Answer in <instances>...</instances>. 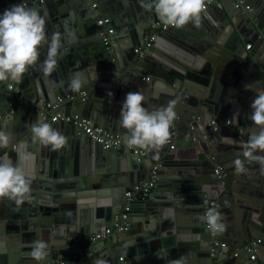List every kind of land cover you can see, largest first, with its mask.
<instances>
[{
	"label": "water",
	"instance_id": "95a60500",
	"mask_svg": "<svg viewBox=\"0 0 264 264\" xmlns=\"http://www.w3.org/2000/svg\"><path fill=\"white\" fill-rule=\"evenodd\" d=\"M245 1L252 7L248 14L234 8L233 0H212L199 27L189 23L163 30L138 57L134 48L149 24L160 20L140 0H0V14L19 3L39 8L46 16L49 41L59 33L61 42L50 75L41 70L45 43L37 64L15 82L24 103L6 89L8 82H0V129L12 136L0 155L6 153L31 181L30 198L23 203L0 198V264H37L30 255L35 239L49 245L43 264L61 259L94 264L100 258L108 264H171L180 257L183 264H264V241L255 261L245 252L233 256L264 232L261 165L245 161L246 171L237 174L233 164L237 157L244 160L240 145L254 130L248 117L256 93L248 85L258 82L264 89V0ZM99 13L109 16L113 28L109 47L96 24ZM247 40L250 49H245ZM227 51L230 61L220 64V54ZM74 76L82 84L78 92L68 87ZM135 91L144 94L143 106L152 109L174 101L176 112L167 144L145 149L141 161L127 146L105 149L71 122H48L30 108L33 100L62 97L68 112L125 137L119 112L126 94ZM38 116L67 137L62 149L52 151L32 139L30 125ZM212 119L218 122L216 129L207 125ZM182 146H188L187 152ZM89 161L95 164V177L87 175ZM155 162L159 169L154 188H164L163 193L137 196L128 228L92 242L93 233L114 225L124 192L144 180ZM215 165L224 168L222 177L214 173ZM213 198L226 225L217 235L200 218ZM164 209L172 210L168 218L162 215ZM217 237L226 246L215 260L210 250Z\"/></svg>",
	"mask_w": 264,
	"mask_h": 264
},
{
	"label": "clouds",
	"instance_id": "9594fccd",
	"mask_svg": "<svg viewBox=\"0 0 264 264\" xmlns=\"http://www.w3.org/2000/svg\"><path fill=\"white\" fill-rule=\"evenodd\" d=\"M141 7L155 15L165 24L176 28L192 23L199 27L202 14L206 9V0H140ZM47 43V56L41 70L45 76L50 75L57 66V56L61 48L60 34L54 33L49 41L46 34V16L36 7H25L23 3L14 4L0 14V82L22 81L24 74L35 66L40 57L39 49ZM68 87L78 92L81 81L74 76ZM255 91L251 102L249 119L254 126L247 142L242 143L241 154L244 160L237 157L234 167L237 174L245 172V161H258L264 172V89L256 85H248ZM145 97L141 91L128 92L119 112L120 126L126 130L125 143L128 147L146 150H158L167 144L170 126L176 116L175 102L169 101L159 107L149 109L144 105ZM32 139L39 144L50 147L52 151L62 149L67 144V137L45 122L41 117L30 125ZM12 136L0 129V149L6 148ZM31 181L22 170L5 153L0 155V198H8L18 204L30 198ZM171 209H164L162 215L168 218ZM209 230L223 233L226 225L223 214L209 208L201 215ZM49 245L42 239L31 242L30 255L37 264L49 256ZM180 257L171 264H183ZM94 264H108L100 258Z\"/></svg>",
	"mask_w": 264,
	"mask_h": 264
},
{
	"label": "built area",
	"instance_id": "2783aa9c",
	"mask_svg": "<svg viewBox=\"0 0 264 264\" xmlns=\"http://www.w3.org/2000/svg\"><path fill=\"white\" fill-rule=\"evenodd\" d=\"M212 0H206V6ZM98 3L93 2L92 7L97 8ZM234 8L241 9L244 13H249L252 10V7L249 3L245 0H233ZM109 16L99 13L97 16L96 24L101 26V30H99L100 35L102 36L103 44L109 47L110 44V34L113 33V28L108 26L109 23ZM170 27L161 20H156L149 24L147 29L144 32L142 40L137 44L134 48V53L138 57L144 56L147 50L152 46L153 40L155 36L163 30H166ZM264 30V27L262 28ZM251 44L247 43L246 48H250ZM143 80L149 79V76H143ZM6 89L12 91L22 103L23 100V93L21 92L20 88L13 83L6 84ZM67 99H72V96H66ZM64 98L57 97L55 101H44L42 103L32 102L30 108L37 111L39 114L45 116L48 122H55V121H65L71 122L72 124L78 126L81 131L87 134L93 141L102 145L103 148L108 149L113 146H127L125 143V137L119 132H112L95 124L90 118L80 115L77 112L70 111L68 113L64 112ZM225 124L229 125V120L225 122ZM207 125L216 129L218 126V122L215 119L210 120ZM190 128L193 129L192 124H190ZM173 144H170V147L173 148ZM129 148V147H128ZM130 149V148H129ZM131 152L137 156V160L141 161L145 154L146 150L139 149V148H131ZM158 169L159 163H153L146 175V178L133 186H130L124 192V202L122 207L119 211L115 214L114 219L115 223L113 226H108L102 230H98L90 236V240L92 242L107 240L110 238L111 234L114 232H122L126 230L130 224L129 222V214L131 210L132 203L136 199L137 196H145L150 193L151 189L155 186L158 180ZM214 173L218 177H222L224 175V168L221 165H215ZM219 203L217 199H209L207 204L204 206L203 213H205L209 208L218 209ZM203 226L209 230L206 223H203ZM211 235H217L216 232L210 231ZM264 241V234L254 238L247 242L243 247L236 249L233 253V256H239L242 253H249V258L254 260L256 258V252L258 249V245ZM226 246V242L221 240L219 237L215 239L213 242V246L210 250V256L216 260L218 254L221 253V248ZM123 260L122 257H120ZM57 264H69L66 260H59ZM216 264H220L216 260Z\"/></svg>",
	"mask_w": 264,
	"mask_h": 264
},
{
	"label": "crops",
	"instance_id": "0c3cea01",
	"mask_svg": "<svg viewBox=\"0 0 264 264\" xmlns=\"http://www.w3.org/2000/svg\"><path fill=\"white\" fill-rule=\"evenodd\" d=\"M248 3V2H247ZM250 3V2H249ZM227 40L229 41V38H227ZM247 43H251V40H247V42L244 44L245 45V49H247L246 48V44ZM251 48V47H250ZM249 48V49H250ZM148 51V50H147ZM217 54H218V52H217ZM221 55V59H220V64H223V65H226L227 64V62H229L230 60H229V52L227 51V52H225V54H220ZM8 83H13V84H16L15 82H8ZM182 89H184L183 87H182ZM25 102V100L23 101V103ZM63 111L64 112H66V113H68V111L66 110V109H63ZM171 143L174 145L173 146V149L172 150H177V146L175 145V143H174V141H171ZM188 146H182V147H179V149H181L182 151H184V150H186V148H187ZM145 150V149H144ZM185 152H187V150L185 151ZM86 164H89V171H90V173L89 174H87V175H89V177H95L96 176V174H97V171H96V167H95V164H94V162H93V164L89 161L88 163H86L85 162V165ZM94 166V167H93ZM87 168V167H86ZM86 172H87V169H86ZM85 172V173H86ZM157 183V182H156ZM158 192L159 194H160V192L161 193H163V191H164V188H160V189H158V190H156L154 187L151 189V191L150 192ZM214 199V198H213ZM138 219H140V217H138ZM262 234H264V232L262 233ZM261 234V235H262ZM264 255V254H263ZM257 257V256H256ZM250 259V258H249ZM251 260V259H250ZM253 261H255V259L253 260ZM121 262H123V263H125L126 262V259H125V257L123 258V261H121Z\"/></svg>",
	"mask_w": 264,
	"mask_h": 264
}]
</instances>
